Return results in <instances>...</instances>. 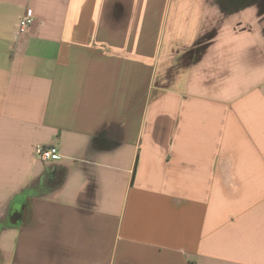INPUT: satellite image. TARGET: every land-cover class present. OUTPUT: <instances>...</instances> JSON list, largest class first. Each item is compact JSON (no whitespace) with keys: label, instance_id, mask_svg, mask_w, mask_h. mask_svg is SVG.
<instances>
[{"label":"crops","instance_id":"crops-1","mask_svg":"<svg viewBox=\"0 0 264 264\" xmlns=\"http://www.w3.org/2000/svg\"><path fill=\"white\" fill-rule=\"evenodd\" d=\"M0 264H264V0H0Z\"/></svg>","mask_w":264,"mask_h":264},{"label":"built area","instance_id":"built-area-1","mask_svg":"<svg viewBox=\"0 0 264 264\" xmlns=\"http://www.w3.org/2000/svg\"><path fill=\"white\" fill-rule=\"evenodd\" d=\"M35 18L31 13H28L21 19L18 25L20 34H26L31 26L34 24ZM37 157L45 162L56 161L61 159V153L57 146H39L36 149Z\"/></svg>","mask_w":264,"mask_h":264}]
</instances>
